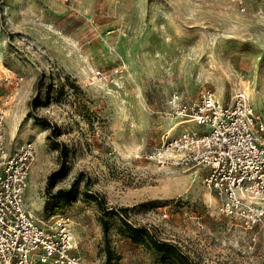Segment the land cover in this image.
<instances>
[{"label": "rangeland", "instance_id": "obj_1", "mask_svg": "<svg viewBox=\"0 0 264 264\" xmlns=\"http://www.w3.org/2000/svg\"><path fill=\"white\" fill-rule=\"evenodd\" d=\"M242 87L264 114V0H0L3 143H33L25 205L42 225L68 218L82 264H179L150 241L191 264H264V225L223 217L203 170L148 158L203 128L174 127L170 94Z\"/></svg>", "mask_w": 264, "mask_h": 264}, {"label": "built area", "instance_id": "obj_2", "mask_svg": "<svg viewBox=\"0 0 264 264\" xmlns=\"http://www.w3.org/2000/svg\"><path fill=\"white\" fill-rule=\"evenodd\" d=\"M95 77H101L96 70ZM18 89L22 77L3 78ZM9 95L0 96V264H82L68 218L57 214L40 224L28 211L24 194L35 147L26 141L8 149L3 143ZM166 105L184 128L162 135L148 158L159 165L203 170L202 181L217 200L219 213L246 231L264 225V114L254 110L245 87L227 102L203 90L193 101L170 94Z\"/></svg>", "mask_w": 264, "mask_h": 264}, {"label": "trees", "instance_id": "obj_3", "mask_svg": "<svg viewBox=\"0 0 264 264\" xmlns=\"http://www.w3.org/2000/svg\"><path fill=\"white\" fill-rule=\"evenodd\" d=\"M60 174V171H55L51 174V176H56ZM50 176V177H51ZM128 229L130 232H139L142 235H146V233L144 231L138 230L134 227H131L129 225H127ZM150 244H152V246L160 251L163 252L164 254L172 257L175 261L179 262V264H191L190 260L183 255L177 248L175 245H171V244H167L161 241H150Z\"/></svg>", "mask_w": 264, "mask_h": 264}, {"label": "bare ground", "instance_id": "obj_4", "mask_svg": "<svg viewBox=\"0 0 264 264\" xmlns=\"http://www.w3.org/2000/svg\"><path fill=\"white\" fill-rule=\"evenodd\" d=\"M244 86H245V84H243ZM246 89H247V91H248V87H246ZM248 93H249V91H248ZM249 98H250V100H251V97H250V95H249ZM7 114V113H6Z\"/></svg>", "mask_w": 264, "mask_h": 264}]
</instances>
